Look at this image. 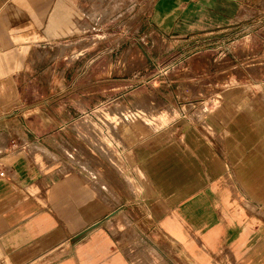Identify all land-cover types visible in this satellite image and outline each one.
Masks as SVG:
<instances>
[{"label": "crops", "instance_id": "obj_1", "mask_svg": "<svg viewBox=\"0 0 264 264\" xmlns=\"http://www.w3.org/2000/svg\"><path fill=\"white\" fill-rule=\"evenodd\" d=\"M112 1L0 0V264H264V140L246 144L255 150L235 171L224 141L199 126L176 130L124 161L139 184L132 195L92 185L82 155L63 152L86 137L87 89L73 97L66 87L62 109L54 97L41 108L26 73L40 50L78 32L89 5ZM256 1L264 0H126L149 5L150 28L163 36L215 28Z\"/></svg>", "mask_w": 264, "mask_h": 264}, {"label": "rangeland", "instance_id": "obj_2", "mask_svg": "<svg viewBox=\"0 0 264 264\" xmlns=\"http://www.w3.org/2000/svg\"><path fill=\"white\" fill-rule=\"evenodd\" d=\"M149 7L126 0L89 5L87 19L74 21L78 32L40 50L39 66L26 73L35 78L28 86L41 108L54 97L62 109L66 87H72L73 97L80 87L87 89L82 147L61 148L82 155L92 185L115 187L121 195L139 187L124 172V161L133 162L143 147L152 151L165 144L181 128L199 126L209 138L224 141L221 152L235 171L240 158L243 162V155L255 150L246 144L264 140V1L246 4L215 28L175 36L150 28ZM202 60L210 67L201 68ZM118 94L123 97L111 99ZM112 109L125 114L109 115ZM25 118L30 123L31 117ZM36 150L49 155L42 147ZM115 220L132 230L129 213L119 212Z\"/></svg>", "mask_w": 264, "mask_h": 264}, {"label": "built area", "instance_id": "obj_3", "mask_svg": "<svg viewBox=\"0 0 264 264\" xmlns=\"http://www.w3.org/2000/svg\"><path fill=\"white\" fill-rule=\"evenodd\" d=\"M3 175V171H0V176H2Z\"/></svg>", "mask_w": 264, "mask_h": 264}]
</instances>
